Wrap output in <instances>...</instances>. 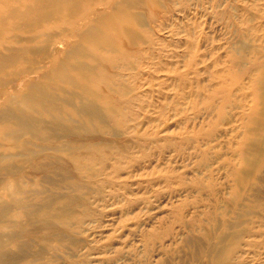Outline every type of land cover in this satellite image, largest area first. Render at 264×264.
Returning a JSON list of instances; mask_svg holds the SVG:
<instances>
[{"label":"bare ground","instance_id":"obj_1","mask_svg":"<svg viewBox=\"0 0 264 264\" xmlns=\"http://www.w3.org/2000/svg\"><path fill=\"white\" fill-rule=\"evenodd\" d=\"M185 1L231 36V67L219 68L218 58L217 67L205 63L202 70L211 78L196 88L188 71H199L193 56L212 38L208 32L187 34L186 70L161 53L156 59L142 53L154 43L158 12L170 11L178 0H0V264H90L96 246L88 236L104 225L93 203L116 197L114 186L141 187L128 179L150 166L136 167L132 150L147 144L159 149V133L173 121L161 129L163 119L172 109L173 117L186 109L174 98L159 105L155 95L163 94L168 80L179 81L181 98L195 115H182L179 134L166 133L161 146L171 156L187 144L199 149L204 170L197 171L207 182L190 177L181 187L192 199L187 220L182 209L173 213L188 230L174 256L164 240L169 228L146 227L141 212L135 213L142 197H126L121 220H136L128 233L141 237L146 253L144 260L134 252L135 258L124 257L118 248L109 261L121 256L117 264H128V258L137 264H252L243 252L259 239L242 240L264 236V0ZM177 19L157 27L179 34L185 23ZM159 72L167 73L165 79ZM227 122L230 127L216 130ZM228 135L232 143L218 140ZM221 169L233 182L228 197L217 181ZM178 177L169 169L158 179ZM148 218L164 223L163 216ZM82 244L86 250L80 253ZM154 250L161 256L151 261ZM176 254L182 263L174 261Z\"/></svg>","mask_w":264,"mask_h":264},{"label":"rangeland","instance_id":"obj_2","mask_svg":"<svg viewBox=\"0 0 264 264\" xmlns=\"http://www.w3.org/2000/svg\"><path fill=\"white\" fill-rule=\"evenodd\" d=\"M179 2L177 3V6L174 8H169L170 11L168 12H158L157 17L155 20L152 21V27L154 30H152L151 34L153 35L154 43L150 47H143L146 48L145 51H142V53H149L151 56H156L155 59L157 58L158 54L161 53L164 61H169L172 60L176 62V65L178 66L179 70H186L187 66L185 64V56L186 59L190 57L187 52H189V45H190V40H187V34L189 32L193 33V36H200L202 32H208L211 35V39L204 43L201 44L200 48V54L198 57L193 56L194 58V68H197L199 71L196 72L194 69L188 71L189 77L194 78V83L192 84L194 88L197 86H202V81L203 83L206 82L205 79L211 78L210 75H208L207 72L203 71L205 63H210L214 64L215 61L214 59L218 58V63H219V68L224 67V68H230V60L233 58V53L228 49V41L230 39V34L227 33L226 28L221 24V23H211V15L208 13H205L202 11V9H197L193 7V9H190L188 2L185 0H178ZM180 10V11H179ZM202 11V13H201ZM204 12V13H203ZM178 19L179 23H185L186 28L182 27L181 32L179 34H174L172 30L170 29V26L168 28H164L160 30L157 25L159 24H165L169 25L171 21L174 19ZM180 19V20H179ZM175 21V23H176ZM192 21H195V24H192ZM165 22V23H164ZM214 22V19H213ZM178 23V24H179ZM159 38V40H158ZM164 42H169L171 44L166 45L164 48ZM210 47L209 50V55L207 57H203L201 54L206 50L207 48ZM140 47V49H143ZM176 50V51H175ZM175 51V53H173ZM147 57V56H146ZM206 59V62H203V60ZM152 60V59H150ZM196 60V63H195ZM224 63V64H223ZM214 65L217 64L215 63ZM215 67V68H216ZM158 76H161L163 79L164 77L167 76L166 72H159ZM168 80L166 83H162V91L163 94L158 97L155 95L156 100L159 102V105H167V103L174 98V101L177 102L178 99L180 101V106L179 107H185L186 109L182 110L183 114H176V117L174 116L175 111L173 109L171 110V113H168L166 115L168 118L163 119L164 121L167 122H162L160 128L164 129L165 128V123H169L172 120V126L170 130L161 131L159 133L160 135V141H162L163 145V140L165 139V134L166 133H176L179 134L181 131V121L184 120L182 118V115H189L190 117L194 116V112L192 110V106L189 108V103L188 99H184L185 97L181 98V93L183 90L180 89L179 86V81L178 82H173ZM173 86V89H172ZM149 94H155L154 92H148ZM148 94L144 96V98L148 99ZM167 102V103H166ZM169 104V103H168ZM154 109L157 111L158 108H152V111ZM167 110H169L167 108ZM155 111V113H156ZM187 113V114H185ZM155 115V114H154ZM177 118V119H176ZM211 120V118H210ZM199 121V120H197ZM210 122H208L206 128H208L210 125ZM230 123H220L217 127L216 130L218 132L220 130H224L227 127H230ZM151 129V128H150ZM198 129V128H196ZM153 131V130H151ZM181 135L177 138V140L181 141ZM224 139L225 142L223 141ZM218 140H221L223 144L229 143V141L232 143L234 139L232 136H229L226 138L222 136L221 138L219 137ZM201 143V142H200ZM160 144V142H159ZM173 144V143H172ZM159 145V149L157 147L149 146L147 144V148L143 150H138L134 149L132 150V159L131 162L136 165V167H142L144 165L150 166L148 168L142 169L140 172L142 175H135L134 177H131L128 179L129 183L131 184L133 181L140 182L141 187L139 186H128L127 191L125 188L120 189L119 186L115 187L116 192H118L121 196H118V193L116 197H111L107 199L106 201L102 200H97L96 202L93 203V214L96 216L99 214L102 210V217L104 221V225L96 228L95 231L91 232V234L88 236V239L95 244V248L91 251V254L88 255V260H90V264H117L121 262V256L120 258L115 259L114 261H109V258L113 255H115L118 252V248L123 249V255L124 257H127V254L129 255L128 257H134V253L142 258L143 254L146 253V247L145 245L140 242V236L136 235H131L128 233L131 232V229L136 227V220L133 219V217L128 218L125 223L127 224L126 227L124 226L125 223L122 222L121 220V215L123 210H126L129 206L127 203V198H139L142 197L141 201H138L136 205H139L135 209V213H140L142 214V221H145L147 226L150 227L152 224L157 226V229L162 226V229L165 231V228H169L168 236L164 239L166 242V247L169 249L171 256H174V248L175 245L178 246H183L184 243V238L187 237L188 230L185 229V226L181 221L174 220L173 219V213L177 212L175 209H182L184 212H181V216H183L184 220L188 219V211L191 208L188 205V201L192 199V196L189 194L188 191L182 189V186H186L190 181V177L193 178H200V180L204 183L207 182L206 178H203L202 175H200V172L197 170H202L204 167H201L199 162L201 161V154L199 153V149H196L190 146L189 144L184 145L182 148H179L178 152L173 151V155L171 156V152H169V147L165 145L164 147ZM220 147V146H219ZM184 148V149H183ZM164 149V151H163ZM226 147L222 149V151H225ZM228 150V149H227ZM230 151V150H228ZM172 158L174 161H169L167 158ZM156 158H159L157 161L155 160L153 165H150L149 159L154 160ZM127 161V160H126ZM110 162V161H109ZM203 163V162H202ZM102 164H98V166L102 167ZM110 165V164H109ZM109 165L104 167V174L101 176V178H105L107 176V173L109 171ZM156 166V167H155ZM171 169L174 171V173H178L180 177L175 179L172 182L166 181V179L163 178V180L158 179L159 176L165 174L167 171ZM140 170V169H139ZM204 170V169H203ZM138 171V170H137ZM227 169H221V172L219 174L216 173V175L220 176L218 178V183H222L221 187H223L224 193L226 192V196L228 197V191H230L231 186L233 185L232 180H230L229 176H227ZM124 175V174H122ZM126 175V174H125ZM197 176V177H195ZM124 177V176H123ZM97 179V178H96ZM101 179H99L97 182H99ZM108 185V184H107ZM106 185V186H107ZM113 187V185H112ZM172 190H175L173 195H169ZM106 191L110 190V187L107 186ZM198 195V198L205 197L203 194L198 193L195 194ZM127 197V198H126ZM126 198V200H125ZM146 199V200H145ZM148 215H153L156 217L163 216L164 218V223L160 225V222H157V218L154 219L155 222H152L151 219L153 218H148ZM93 216V217H94ZM126 217V216H125ZM91 219V218H90ZM90 219L88 221H90ZM87 221V222H88ZM264 224V222L262 223ZM260 232L259 234H262ZM109 237L111 239L109 240ZM253 240V239H259L257 242L253 241L254 244L252 246H248L251 248L245 247V252H243V255L245 257L246 261H251L252 264H264V236H260L258 238H254L253 236H246L242 241L246 242L248 240ZM242 246V243H241ZM86 250V245L82 244V246L79 249V252H85ZM242 250V249H241ZM132 252H134L132 254ZM242 252V251H241ZM61 253V252H60ZM240 254V252H238ZM180 254V253H179ZM151 256V261H155V259L160 255L159 250H154L152 252ZM177 256V254H176ZM135 259H130L128 258V264H137L133 263ZM140 261V260H139ZM175 262L182 263L180 261V258L177 256L174 259ZM61 264H67L65 262Z\"/></svg>","mask_w":264,"mask_h":264}]
</instances>
